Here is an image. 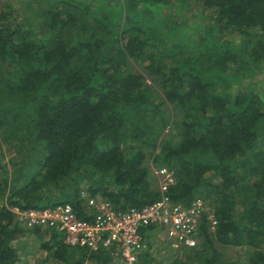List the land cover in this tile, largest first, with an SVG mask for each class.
<instances>
[{
    "label": "trees",
    "instance_id": "obj_1",
    "mask_svg": "<svg viewBox=\"0 0 264 264\" xmlns=\"http://www.w3.org/2000/svg\"><path fill=\"white\" fill-rule=\"evenodd\" d=\"M43 2L25 16L0 0V133L23 153L0 178V264H22L29 231L47 262L122 264L14 209L142 208L161 198L151 163L173 173L175 204L211 213L166 264H264V0Z\"/></svg>",
    "mask_w": 264,
    "mask_h": 264
},
{
    "label": "built area",
    "instance_id": "obj_2",
    "mask_svg": "<svg viewBox=\"0 0 264 264\" xmlns=\"http://www.w3.org/2000/svg\"><path fill=\"white\" fill-rule=\"evenodd\" d=\"M159 180L161 198L142 208L119 211L109 201L87 198L85 207L92 219L82 220L67 204L55 209H14L16 219L27 228H51L63 233L64 243L69 247L87 248L96 251L101 247L113 250L112 255L122 264H139L140 257L149 249L145 233L163 232L158 236L168 241L171 248L193 249L199 245L196 237L198 220L210 209L201 199L193 200L190 207L175 204L169 196L170 187L176 179L166 168L152 167ZM216 220L210 215L211 230L216 229ZM143 231V232H142ZM145 232V233H144Z\"/></svg>",
    "mask_w": 264,
    "mask_h": 264
},
{
    "label": "rangeland",
    "instance_id": "obj_3",
    "mask_svg": "<svg viewBox=\"0 0 264 264\" xmlns=\"http://www.w3.org/2000/svg\"><path fill=\"white\" fill-rule=\"evenodd\" d=\"M7 1L8 0H3L4 3H6ZM39 1L40 0H10V3H12L15 6V9L21 14L25 16H30L31 14H34L33 12H35V10H41L42 7ZM43 1L41 0V2L44 5H48ZM193 22H196V19H193L191 21V23ZM140 71L143 72L142 69H140ZM261 79H262L261 74H258L257 76L251 78V80L254 82H257ZM18 147L19 145L17 141L7 140L5 139V135L0 133V178L6 177L5 173L7 170H12L13 168L12 159H20V157L22 156L23 153L18 150ZM151 166L155 167L152 163L150 164V167ZM9 172L10 171H8L7 173ZM153 179L155 180L154 182L155 185L156 186L159 185V180L155 177ZM157 235L164 236L163 232L161 231H156L155 235L150 236L149 238L150 249L148 253L146 252L142 256L140 264L143 261L144 257L148 254L153 260V264H166L167 261L171 258V256L173 258L176 257L177 255L184 256L183 253H185L186 249L188 248H182L176 250L171 248L170 245L167 246L166 248L162 246V244H160L162 243V240L158 238ZM13 245H15L18 248L20 247L19 252H20L22 264H62L61 262L46 261L47 255L46 252H44V250L42 249L41 239L32 231L27 232L19 240L14 242ZM216 247L224 258L225 256L229 257L236 253L237 255H244L243 250L240 248L236 249L234 247H231V248L223 249V247L219 244H217Z\"/></svg>",
    "mask_w": 264,
    "mask_h": 264
},
{
    "label": "crops",
    "instance_id": "obj_4",
    "mask_svg": "<svg viewBox=\"0 0 264 264\" xmlns=\"http://www.w3.org/2000/svg\"><path fill=\"white\" fill-rule=\"evenodd\" d=\"M170 244H169V242L168 241H166V242H163V244H162V246H164V247H166L167 248V246H169ZM171 258H173L172 256H171ZM118 261V260H117Z\"/></svg>",
    "mask_w": 264,
    "mask_h": 264
}]
</instances>
